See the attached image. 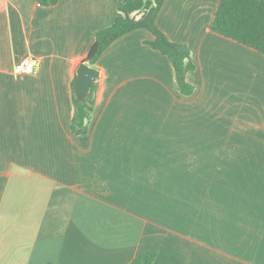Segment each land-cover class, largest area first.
Here are the masks:
<instances>
[{
  "label": "crops",
  "instance_id": "1",
  "mask_svg": "<svg viewBox=\"0 0 264 264\" xmlns=\"http://www.w3.org/2000/svg\"><path fill=\"white\" fill-rule=\"evenodd\" d=\"M118 2L0 0V264H264V54L212 30L220 0L157 18L191 50L193 94L136 29L99 58L88 131L71 130Z\"/></svg>",
  "mask_w": 264,
  "mask_h": 264
},
{
  "label": "trees",
  "instance_id": "2",
  "mask_svg": "<svg viewBox=\"0 0 264 264\" xmlns=\"http://www.w3.org/2000/svg\"><path fill=\"white\" fill-rule=\"evenodd\" d=\"M59 0H39L41 5H55ZM166 0H119L111 25L99 29L84 62L95 66L99 58L117 39L136 29L152 31L155 39L149 44L169 57L175 68L178 90L184 95L195 92L187 75L196 69L190 48L172 41L159 27L157 18ZM211 28L214 32L251 47L264 54V0H220ZM73 81L74 115L71 130L76 134L88 131V119L94 109L97 79L91 84L84 99L75 93ZM156 252H147L128 264H153Z\"/></svg>",
  "mask_w": 264,
  "mask_h": 264
},
{
  "label": "water",
  "instance_id": "3",
  "mask_svg": "<svg viewBox=\"0 0 264 264\" xmlns=\"http://www.w3.org/2000/svg\"><path fill=\"white\" fill-rule=\"evenodd\" d=\"M100 76L97 67L91 66L87 62L81 63L77 71L75 83V93L80 99H84L90 90L91 84Z\"/></svg>",
  "mask_w": 264,
  "mask_h": 264
},
{
  "label": "built area",
  "instance_id": "4",
  "mask_svg": "<svg viewBox=\"0 0 264 264\" xmlns=\"http://www.w3.org/2000/svg\"><path fill=\"white\" fill-rule=\"evenodd\" d=\"M35 68V63L32 58L27 57L22 59L17 65V71L24 73H32Z\"/></svg>",
  "mask_w": 264,
  "mask_h": 264
}]
</instances>
